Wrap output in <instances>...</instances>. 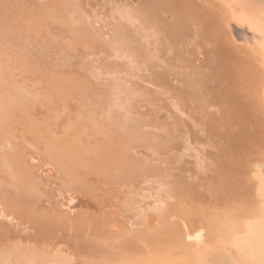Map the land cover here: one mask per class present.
I'll use <instances>...</instances> for the list:
<instances>
[{"label": "bare ground", "instance_id": "6f19581e", "mask_svg": "<svg viewBox=\"0 0 264 264\" xmlns=\"http://www.w3.org/2000/svg\"><path fill=\"white\" fill-rule=\"evenodd\" d=\"M18 1L0 264H264V0Z\"/></svg>", "mask_w": 264, "mask_h": 264}, {"label": "rangeland", "instance_id": "374dc122", "mask_svg": "<svg viewBox=\"0 0 264 264\" xmlns=\"http://www.w3.org/2000/svg\"><path fill=\"white\" fill-rule=\"evenodd\" d=\"M23 1L26 2L27 0H26V1H25V0H21V2L18 1L17 5H18V4H19L20 6L23 5V4H21V3H24ZM35 1H37V0H34L33 2H35ZM49 1H50V2H49ZM88 1H89V0H80V3L83 4V5H84V4H87L88 6H90V4H88V3H89ZM90 1H91V0H90ZM16 2H17V1H16ZM43 2H46V3H49V4H50V3L55 4V3H56V0H43ZM92 2H93V3H92ZM92 2H91V5L94 4L95 0H92ZM3 3H6L5 5L9 4V5H11V6H12V5H13V6L16 5V3H12V4H11V3H8V2H4V1H3ZM26 3H28V2H26ZM81 4H80V8L82 7ZM9 5H8V6H9ZM0 9H1V8H0ZM0 11H1V10H0ZM54 31H55V30H54ZM43 47H45V46L43 45ZM44 50H45V48H44ZM50 167H51V166H50ZM50 167H47V169H49ZM51 168H52V167H51ZM49 171H50V170H49ZM51 172H52V171H51Z\"/></svg>", "mask_w": 264, "mask_h": 264}]
</instances>
